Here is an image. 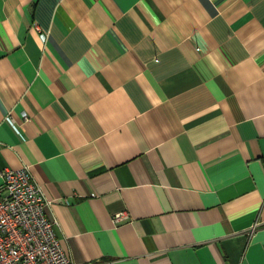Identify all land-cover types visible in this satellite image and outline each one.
<instances>
[{
	"label": "crops",
	"instance_id": "1",
	"mask_svg": "<svg viewBox=\"0 0 264 264\" xmlns=\"http://www.w3.org/2000/svg\"><path fill=\"white\" fill-rule=\"evenodd\" d=\"M24 166L78 264H264V0H0Z\"/></svg>",
	"mask_w": 264,
	"mask_h": 264
},
{
	"label": "built area",
	"instance_id": "2",
	"mask_svg": "<svg viewBox=\"0 0 264 264\" xmlns=\"http://www.w3.org/2000/svg\"><path fill=\"white\" fill-rule=\"evenodd\" d=\"M23 116L28 119L25 112ZM7 119L13 123L10 116ZM50 203L28 166L0 168V264H78L47 215ZM129 217V212L121 211L113 219L119 223Z\"/></svg>",
	"mask_w": 264,
	"mask_h": 264
}]
</instances>
